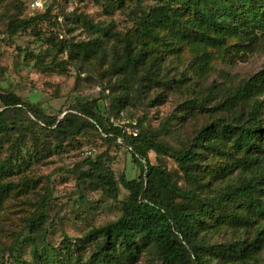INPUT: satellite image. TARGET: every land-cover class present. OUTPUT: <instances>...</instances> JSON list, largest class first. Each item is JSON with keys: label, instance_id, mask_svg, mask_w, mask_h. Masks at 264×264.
I'll return each mask as SVG.
<instances>
[{"label": "rangeland", "instance_id": "obj_1", "mask_svg": "<svg viewBox=\"0 0 264 264\" xmlns=\"http://www.w3.org/2000/svg\"><path fill=\"white\" fill-rule=\"evenodd\" d=\"M33 2L41 7L32 9ZM158 5L154 0H0V94H12L39 110L41 116L55 115L58 119L75 112L73 108L87 100H96L102 114L105 106L114 104V115L110 117L107 111L103 117L108 116L109 124L124 129L127 136L139 131L155 132L182 112L184 102L208 96L206 111L179 119V123L169 126L168 133L159 136L160 141L175 148L187 145L206 123L219 117L230 119L228 112L218 111L215 105L263 70L264 34L249 39L230 37L218 48L182 45L175 49L177 55H168L162 73L175 85L167 89L152 84L140 90L135 87L137 92L121 107L115 104V98L120 96L122 87L116 77L106 72L115 41L104 43L98 58L88 61L73 58L70 47L98 37L92 36L87 22L107 27L113 35L134 36L141 14ZM47 6V22L22 29L13 37L7 35L10 21L43 14ZM179 44L176 40L175 48ZM256 99L264 106V91ZM19 114L8 116V124L13 126L0 129V161L13 168L0 176V182L12 184L0 209V249L9 248L13 257L31 262L34 250L42 253L47 246L59 249L64 237L74 241L93 227L115 220L128 196L120 181L136 179L139 170L127 146L106 139L99 130L87 128L58 134L46 129L27 111ZM260 118L264 126V107ZM18 121L23 124L15 126ZM138 121L143 124L139 126ZM87 162L98 163L104 171L111 172L116 198H110L102 185L77 181L80 172L89 169ZM148 162L165 166L178 186L189 189L172 159L156 158L149 152ZM216 162L209 158L206 163L212 170ZM236 177L237 171L228 179L234 181ZM225 182L211 181V191L204 196H215ZM31 218L37 222L35 232ZM211 230L199 234L209 245L250 238L248 232ZM8 252L0 262L6 261ZM136 264L158 263L144 254ZM255 264H264V251Z\"/></svg>", "mask_w": 264, "mask_h": 264}, {"label": "trees", "instance_id": "obj_2", "mask_svg": "<svg viewBox=\"0 0 264 264\" xmlns=\"http://www.w3.org/2000/svg\"><path fill=\"white\" fill-rule=\"evenodd\" d=\"M154 1L159 5L141 14L134 36L113 35L107 27L87 22L92 36L98 37L70 47L73 58L88 61L98 58L104 43L115 41L106 72L116 77L122 87L120 96L115 98V104L121 107L137 92L135 87L140 90L152 84L167 89L175 85L162 73L168 55H177L175 49L182 45L218 48L230 37L249 39L264 34V0ZM49 14L47 6L43 14L16 18L8 23L6 33L13 37L22 29L45 23ZM176 40L181 44L175 48ZM263 91L264 66L215 105L218 111L228 112L229 120L213 119L179 148L160 141L159 136L168 133L169 126L179 123V119L206 111L208 96L184 102L182 112L167 124L162 123L155 132L139 131L127 136L124 129L109 124L108 116L103 117L107 111L110 117L114 115V104L105 106L102 114L96 100H87L78 103L73 108L75 112L58 119L55 115L41 116L39 110L12 94H0V129L13 126L8 124V116H19L25 110L46 129L58 134H73L87 128L99 130L106 139L127 146L139 170L136 179L120 181L128 196L115 220L93 227L74 241L64 237L59 249L47 246L44 253L34 250L31 262L13 257L9 248H1V259L9 252L6 261L0 264H136L144 254L158 264H255L264 251V126L260 118L264 106L256 99ZM22 124L18 121L15 126ZM149 152L156 158L172 159L189 189L178 186L165 166L151 165ZM209 158L216 159L215 169H209L206 163ZM87 164L89 169L80 172L77 181L102 185L110 198H116L111 172L104 171L98 163ZM11 171L10 165L0 161V176ZM235 171L237 177L231 181L228 178ZM213 180L226 182L209 198L204 194L211 191ZM11 190L12 184L0 182V209ZM45 204L44 199L42 210ZM29 222L35 232L37 222L32 218ZM225 228L248 232L250 238L214 245L199 238L201 232Z\"/></svg>", "mask_w": 264, "mask_h": 264}, {"label": "built area", "instance_id": "obj_3", "mask_svg": "<svg viewBox=\"0 0 264 264\" xmlns=\"http://www.w3.org/2000/svg\"><path fill=\"white\" fill-rule=\"evenodd\" d=\"M39 7H41V5H40L38 2H33V3L31 4V8H32V9H38Z\"/></svg>", "mask_w": 264, "mask_h": 264}]
</instances>
